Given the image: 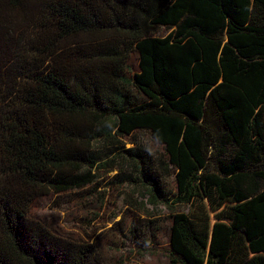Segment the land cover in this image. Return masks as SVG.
<instances>
[{
	"label": "trees",
	"instance_id": "16d2710c",
	"mask_svg": "<svg viewBox=\"0 0 264 264\" xmlns=\"http://www.w3.org/2000/svg\"><path fill=\"white\" fill-rule=\"evenodd\" d=\"M112 172L169 264H264V0H0V264H99L31 210Z\"/></svg>",
	"mask_w": 264,
	"mask_h": 264
},
{
	"label": "rangeland",
	"instance_id": "374dc122",
	"mask_svg": "<svg viewBox=\"0 0 264 264\" xmlns=\"http://www.w3.org/2000/svg\"><path fill=\"white\" fill-rule=\"evenodd\" d=\"M168 33V30L161 29L159 36ZM142 141L156 157L164 155L165 148L147 135ZM131 147L127 145V148ZM115 175L117 172L102 174L98 185L89 190L97 189L91 195L73 192L40 198L31 210V219L53 227L63 238L93 245L99 264H169L167 230L172 218L171 210L165 206L154 209L142 205L146 204L147 198L144 191L136 187L126 186L117 191L108 188ZM165 185L172 193L176 190L173 178H169ZM178 211L189 212L188 208ZM155 219L163 227L159 237L161 245L154 244L156 249L153 252L144 253L133 226L136 223L146 226L149 220Z\"/></svg>",
	"mask_w": 264,
	"mask_h": 264
}]
</instances>
